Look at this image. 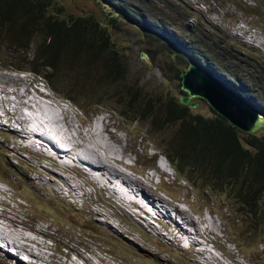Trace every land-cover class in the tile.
Masks as SVG:
<instances>
[{"label":"rangeland","instance_id":"374dc122","mask_svg":"<svg viewBox=\"0 0 264 264\" xmlns=\"http://www.w3.org/2000/svg\"><path fill=\"white\" fill-rule=\"evenodd\" d=\"M57 4L75 14L93 13L97 17L100 16L98 11L113 15L120 8L119 2L112 0H57ZM174 5H180L181 10L174 12ZM250 9L264 16V0H144L141 9L143 18L129 22L144 26L146 20L148 29L152 27L154 32L171 42L178 40V51L185 58L194 55L191 48L189 50L184 46L183 37L188 34L174 29V23L182 30L190 28L193 36L198 32L205 35L206 32V36L210 37L209 30L217 29L224 36L235 40L233 42L228 38L227 50H240L247 60L255 62L259 56L264 58V23L260 21L261 25H257L255 18L253 20V16L245 11ZM143 10L148 15L147 19ZM115 24L118 30L111 27L113 40L121 49L126 63L123 77H119L116 82L130 92L138 93L140 98L167 96L179 99L184 95L180 88L181 78L175 76L174 67L180 71L185 67L178 66L173 55L160 51V47L155 44L147 43L139 27L132 29L119 16ZM30 44L25 48L26 55L20 53L16 57H9V52H5L0 45V199H4L1 201L4 212L13 225H8L6 235L17 244L13 248L0 242L3 245L0 246V264L14 263L9 262L12 255L3 257V252L11 253V249L16 255L26 257L28 264H204L202 257L205 264H264V238L261 236L264 233V220L254 223L249 216V209L240 210L243 205L233 194L228 198L225 193L212 190L202 179L196 178L194 185L181 180L162 152L173 139L177 128L165 124L167 129L157 132L147 121L135 120L142 105L136 99L133 101L126 92L112 91V84L101 80L99 82L102 85L91 90L88 84L82 82L80 76L83 74L66 65L62 71L54 74L51 83L46 77L42 78L53 96L45 100H48L49 106L54 104L58 108L60 103L54 101L64 100L68 106L61 105L65 112H69L76 130L84 131L98 117H104L108 130L117 133L116 136L119 134L121 155L128 163L124 170L126 177H129L125 178L126 184L130 183L129 186L122 185L125 191L121 194L114 192L111 183L115 171L120 170L119 165L111 163L107 170V165L102 163L100 167L96 159H91L88 160L89 165H85L88 171L82 169L80 164L78 167L68 166L70 169L67 167L64 170V163L58 157L59 154L63 155L66 146L55 141L57 145L47 143L45 149L39 146L40 140L33 142L32 136L27 137L28 133L37 132L30 131L33 116L27 118L30 130H26L23 120L18 123L15 118H21L22 108L23 113H29L24 110L28 98L32 95L41 96L35 78L18 75L20 71L29 72L27 57L35 53L37 40L33 39ZM195 63L202 68L206 66L199 60ZM11 64L23 65L25 70H15ZM249 67L251 69L253 65ZM41 71L48 76L51 73L44 68ZM65 95L73 96L74 100ZM35 99L38 100L37 97ZM191 101L197 103L196 107L191 108L194 113L206 117L214 115L213 109L204 99L192 97ZM257 103L261 104L259 100ZM72 111L77 121L71 115ZM64 119L63 125L67 120ZM76 130L67 131L66 141L73 134L77 135ZM61 148L63 151H60ZM157 163H160V169L164 172L160 185H156L153 175L148 173V169L157 170ZM92 165L101 170L96 169L92 174L96 177L101 174L97 180L89 172ZM148 174L152 180L147 191L138 182L145 180ZM116 184L121 183L119 181ZM156 195L167 204L153 201ZM171 204L173 208L183 210L181 216L171 208ZM203 206L222 221L223 229L219 232V238L207 231L206 227L203 228V220L195 219ZM187 213L195 219V226L200 223L196 227L204 231V243L209 249L202 240L197 241L198 237L189 244L197 247V243H201L204 249H194L187 245L181 247L179 242L183 237L176 234V231L173 237L171 230L177 229L176 224L180 223L182 228H186L183 230L187 236L194 239V231L186 221ZM28 230L34 234L27 233ZM21 235L30 236L31 244L22 239ZM187 236L184 240L189 242ZM25 244H30L36 255L31 250L28 251L33 253L32 256L26 254L19 248ZM193 249L196 252L198 250L201 258L194 256ZM87 259L90 261L86 262ZM199 259L200 263L197 261ZM15 260L25 264L21 258Z\"/></svg>","mask_w":264,"mask_h":264},{"label":"trees","instance_id":"16d2710c","mask_svg":"<svg viewBox=\"0 0 264 264\" xmlns=\"http://www.w3.org/2000/svg\"><path fill=\"white\" fill-rule=\"evenodd\" d=\"M114 1L119 2L120 8L113 15L98 11L100 16L97 17L93 13L79 15L66 11L57 4V0H0V45L5 52H9V57H16L20 53L26 55L25 48L31 45L33 39L37 40L35 53L27 57V69L46 77L50 83L54 74L66 65L82 73V82L88 84L91 90H96L94 87L102 85L99 81L104 80L114 86L112 91L115 93L126 92L133 101L136 99L142 105L135 120L147 121L157 132L166 130L165 124L177 128L162 152L181 179L192 185L196 178L202 179L212 190L225 193L228 198L233 194L243 205L240 210L249 209L254 223L264 220V130L256 134L245 133L214 110L213 116L206 117L194 113L179 99L167 96L140 98L138 93H132L116 82L123 77L126 69L123 54L115 45L111 31V27L118 30L115 24L117 16L124 18L132 29L139 27L146 42L173 55L178 66L186 69L190 61L173 51L167 40L145 29L148 34L142 30L145 27L129 22L143 18L141 9L144 0ZM180 8V5H174V12ZM245 11L253 16V20L255 18L257 25H261L260 21L264 23L262 14L251 9ZM174 29L188 34L184 38L196 58L227 80L236 82L239 85L236 90L238 95L264 111L262 56L251 62L240 50H227L230 37L217 29L209 30L210 37L206 36V32L205 35L198 32L193 36L190 28L179 29L177 23H174ZM230 40L235 42L232 38ZM250 64L253 65L251 69ZM11 65L17 70H25L23 65ZM42 68L50 70V75L43 73ZM181 72L174 67L175 76L180 78ZM65 96L74 100L71 95ZM261 236L264 238V233Z\"/></svg>","mask_w":264,"mask_h":264},{"label":"bare ground","instance_id":"6f19581e","mask_svg":"<svg viewBox=\"0 0 264 264\" xmlns=\"http://www.w3.org/2000/svg\"><path fill=\"white\" fill-rule=\"evenodd\" d=\"M20 81V80H19ZM25 93V92H23ZM39 93H41V96H44L42 94L43 91L39 88ZM19 94V93H18ZM32 94V93H31ZM14 95V94H13ZM21 95V94H19ZM40 95V94H39ZM18 96V95H17ZM27 96V95H26ZM30 96V95H29ZM41 96H34L32 95V97L28 98L26 97V101H25V106L26 108L24 110L28 111L29 113H23V108H22V112L21 113V118L18 119L17 117L15 118V120L19 123L20 120H23L24 124H26V127L27 129L26 130H30L28 129L29 127L27 126L28 123H27V118L28 116H33V119H32V124H33V127L31 128V132H34V131H37L36 133L34 132L33 133H28L27 134V137H30L32 136L34 139L33 142L38 139L40 140L41 144L39 146H41L42 148L45 147L46 149V145L47 143H54L53 146L57 145L58 144H61L63 146H66L65 148V151L63 153V156H64V161L66 162H61V163H64L62 165V168L64 170L67 169L68 166H73V167H78V164H80L81 166L82 165H89L88 163V160L91 161V159H96L98 163H100V167H101V164H105V165H109V164H117L119 165V172L115 171L116 174H115V177L112 180L111 183H113V188H114V192L117 193V194H121L124 190L123 186H129L130 183H127L126 184V174L124 172L125 169H127L128 167V163L126 161V159L124 158L123 155H121V151H122V143L120 140V137L112 132L111 130H108V124H106L104 122V117H98L96 120L93 121L92 124H90L88 126V128L84 131L82 130H76V127L74 125V123L72 122V120H70V116H69V112H65L62 107L61 104L60 107H56V106H49V102L48 100L46 101L45 98H42ZM37 97L38 100H36L35 98ZM52 102V101H51ZM42 106H45V108H42ZM58 106V105H57ZM40 111V112H39ZM39 114H38V113ZM56 112L58 113V115L56 116ZM17 113V112H16ZM60 114V115H59ZM18 115V114H17ZM14 117V115H13ZM67 119L63 125V119ZM69 117V118H68ZM64 119V120H65ZM69 119V120H68ZM92 122V121H91ZM68 126L66 127L65 126ZM18 125V124H17ZM19 126V125H18ZM22 128V127H21ZM20 128V129H21ZM67 128V129H66ZM37 129H40V130H37ZM73 130H76V134H73L69 141H66V136L68 134L67 131H73ZM25 131V130H24ZM38 131H40L41 133L39 134ZM110 133H109V132ZM107 132V133H106ZM24 133V132H23ZM26 133V132H25ZM109 133V134H108ZM31 138V137H30ZM25 139V138H24ZM65 139V141L63 140ZM31 140V139H30ZM68 140V138H67ZM122 140V138H121ZM55 141L57 142L55 144ZM39 143V142H38ZM37 143V144H38ZM146 146V145H145ZM49 147V146H48ZM52 147V146H51ZM61 147V146H60ZM52 150V149H51ZM57 152H60L58 150H56ZM55 153V152H53ZM56 155H58V153H55ZM50 156V155H48ZM59 159V157H58ZM62 160V159H61ZM71 161V162H70ZM66 163V164H65ZM73 163V164H72ZM103 167V166H102ZM69 168V167H68ZM109 166L107 167V170H108ZM157 168V172L160 174V175H164V172L162 171V169ZM70 169V168H69ZM96 169H98V166L96 165H92L91 168H89V172L91 173V175L96 171ZM100 170V169H98ZM88 171V169H87ZM101 171V170H100ZM111 171V169H110ZM98 174V173H96ZM100 175L99 174V177H96V175H92L93 178L95 180H97V178H100ZM98 176V175H97ZM107 177V176H106ZM102 178V177H101ZM119 179L120 181V185H117L116 182L117 179ZM129 178V177H128ZM109 179V178H108ZM151 180H152V176L148 174V177L145 178V180L143 179L142 181H139L138 184L143 187V188H147V191L149 190V184L151 183ZM105 181V180H104ZM109 181V180H108ZM129 182H131V180H128ZM54 182V181H53ZM98 184H100L98 181H97ZM106 183V182H105ZM137 183V182H136ZM110 184V183H109ZM108 184V185H109ZM115 184V185H114ZM102 185V184H101ZM123 185V186H122ZM106 187V186H105ZM109 187V186H108ZM142 188V189H143ZM1 190V189H0ZM128 190V189H127ZM144 190V189H143ZM111 191V190H110ZM129 191V190H128ZM145 191V190H144ZM127 192V191H126ZM131 192V191H130ZM115 196V195H114ZM119 196V195H118ZM121 196V195H120ZM126 196V195H125ZM133 196V195H132ZM72 197V196H71ZM138 197V196H137ZM154 197V196H152ZM1 198V197H0ZM116 198V197H115ZM140 199V198H139ZM138 199V200H139ZM4 201V199H0V217L4 218L6 221H1L0 220V242L2 243H5L7 244L8 246L10 247H13V248H16L17 244L11 240V238H8L7 235H6V232L9 230V226H13L11 223H10V220L8 218V216L5 214L4 212V204L3 202L1 201ZM163 200V199H162ZM161 198H159L157 195L154 197V200L153 201H158L160 202L161 204H167L166 201L165 202H162ZM134 203V202H133ZM138 204V203H137ZM141 204V201L139 202V205ZM145 205V204H144ZM176 205V204H174ZM119 207V205H117ZM147 206V205H146ZM171 208H173L172 204H171ZM176 210V212L178 214H180V216L182 215V209L181 208H173ZM169 213H167L166 215L168 216ZM159 215H157V219ZM141 217V216H140ZM139 217V218H140ZM163 217V216H161ZM181 218V217H180ZM184 218V217H183ZM170 219V218H169ZM172 219V218H171ZM174 220V219H173ZM186 221L187 223L189 224L190 228L194 231V239H190L188 236H187V233L183 230L184 228H182L181 224L180 223H177L176 224V228L177 229H174V230H171V233L173 234V237H174V231H176L175 233L176 234H181L183 239L180 240V245L181 247H186L185 245L189 246V247H192V248H199V249H204V248H201L204 244L206 245V243H204V240L206 238L205 236V233L204 231L200 230V228L196 227L194 225L195 223V219L187 213V218H186ZM197 221V220H196ZM9 225V226H8ZM205 226H203L204 228ZM186 229V228H185ZM190 231V230H189ZM188 232V230H187ZM190 234V233H189ZM10 235H14V234H11ZM180 235V236H181ZM187 236L188 239H189V242H186L184 240V237ZM186 237V238H187ZM196 237H198L197 241L199 240H202V242L204 244H201V243H197V247H194V246H190V242H194V240L196 239ZM21 238L28 241L29 243L32 241L31 240V237L28 236V235H21ZM176 239V238H175ZM178 240V239H177ZM37 241V240H36ZM164 241V240H163ZM188 241V240H187ZM196 241V240H195ZM161 242V241H160ZM2 243V244H3ZM162 243V242H161ZM178 243V242H177ZM0 244L1 247H3V245ZM31 244V243H30ZM30 244H25V246H21L19 247L23 252H25L26 254H29L32 256L33 253H35V251L32 249V247H30L31 245ZM164 245V244H163ZM5 246V245H4ZM41 246V245H40ZM207 246V245H206ZM0 247V249L2 250V248ZM208 248V246H207ZM4 249V248H3ZM145 249V248H144ZM187 249V248H186ZM191 249V248H190ZM193 249V251H194ZM209 249V248H208ZM28 250H31L33 253H30V251ZM146 250V249H145ZM147 251V250H146ZM204 251V250H203ZM194 256L198 258V256L201 258V255H199L198 253V250L196 252V250L194 251ZM149 253V251H148ZM157 253V252H156ZM36 255V253L34 254ZM159 255V254H158ZM157 255V256H158ZM82 256V255H81ZM163 256V255H162ZM83 258V257H82ZM164 258V257H163ZM162 258V259H163ZM161 259V258H159ZM86 260V259H85ZM88 260V259H87ZM204 264H205V260L204 258L202 257V259ZM73 261V260H72ZM84 261V260H83ZM90 260L86 261V262H89ZM162 261V260H161ZM169 261V260H168ZM199 263H200V259L197 260ZM160 262V261H159ZM166 262V261H165ZM170 262V261H169ZM202 262V263H203ZM70 263V262H69ZM72 263V262H71ZM161 263V262H160ZM159 263V264H160ZM90 264V263H89ZM92 264V263H91ZM94 264V263H93ZM158 264V263H157Z\"/></svg>","mask_w":264,"mask_h":264},{"label":"water","instance_id":"95a60500","mask_svg":"<svg viewBox=\"0 0 264 264\" xmlns=\"http://www.w3.org/2000/svg\"><path fill=\"white\" fill-rule=\"evenodd\" d=\"M180 77V87L185 93L179 97L182 104L194 108L197 103L192 102L191 98H202L239 130L255 134L264 129V112L234 93L213 75L205 72L202 67L190 63Z\"/></svg>","mask_w":264,"mask_h":264},{"label":"clouds","instance_id":"9594fccd","mask_svg":"<svg viewBox=\"0 0 264 264\" xmlns=\"http://www.w3.org/2000/svg\"><path fill=\"white\" fill-rule=\"evenodd\" d=\"M140 26V25H139ZM153 26V25H152ZM143 27H145V29L146 30H148L149 32H152V33H154L156 36H158V37H160L161 39H165V40H167L168 41V44H169V46H173V48H172V50L174 51H177L178 53H179V51H178V48H179V45H180V42L177 40V41H170L169 39H166L163 35H159V34H157L156 32H154L153 31V29H148V27H147V24L146 25H144ZM183 37V36H182ZM182 37H181V39H182ZM183 39H184V46L186 47V48H188L189 50H190V45H189V43L187 42V40L183 37ZM193 52V51H192ZM181 54V53H180ZM193 54H194V52H193ZM182 55V54H181ZM188 59H189V61H190V63H194V64H196L195 62H197V60H199L200 62H203V61H201L199 58H196L194 55L192 56V57H188ZM190 63H189V65H190ZM203 63H205V62H203ZM198 64H200V65H202L201 63H199L198 62ZM197 64V65H198ZM206 64V68L204 67L203 69H204V71L205 72H207V73H209V74H211V75H213L215 78H217L220 82H222L226 87H228L230 90H232L234 93H236L237 95H238V93L236 92V90L238 89V84H236V82H231V81H229V80H227L222 74H220L218 71H216L215 69H213L212 67H210L207 63H205ZM199 66V65H198ZM203 66V65H202ZM201 67V66H200ZM188 68V67H187ZM186 68V69H187ZM186 69H184L181 73H183ZM16 70V69H15ZM27 71H29V70H27ZM181 73H180V75H181ZM18 75H20V76H29V77H31V78H35L37 81H38V83H39V88L43 91V93H44V96H41L42 98H45V99H49V98H51V97H53L52 96V94L48 91V89L45 87V84L43 83V76H41V75H39V74H37V73H35V72H32V71H29L28 73H26V72H22V71H20V72H18ZM181 78V77H180ZM48 86V85H47ZM181 88V87H180ZM185 95V94H184ZM66 98H67V96H66ZM242 98V97H241ZM244 99V98H243ZM66 100V99H65ZM244 100H246V99H244ZM246 101H248V100H246ZM54 102H56V103H60V104H62V105H65V106H68L65 102H64V100H55ZM248 102H250V101H248ZM181 103V102H180ZM251 103V102H250ZM252 105H254L253 103H251ZM210 106V105H209ZM255 106V105H254ZM256 107V106H255ZM258 108V107H257ZM260 110V109H259ZM215 111V110H214ZM216 112V111H215ZM262 112H264V111H262ZM71 115L73 116V118H74V120L75 121H77V118H76V114L72 111L71 112ZM241 131V130H240ZM243 132V131H242ZM256 134V133H255ZM60 151H63L62 150V148H61V150ZM59 158L60 159H62V161L61 162H66V161H64L63 159H64V156L63 155H61V154H59ZM164 156V155H163ZM165 157V156H164ZM157 167H159V168H161V165H160V163H157ZM82 169H84V170H87V168L88 167H85V165H82V167H81ZM174 170V169H173ZM174 172H175V170H174ZM148 173H150V174H152L153 175V180H154V182H155V184L156 185H160L161 184V181H162V178H163V176L162 175H160V174H158L157 173V171L155 170V169H148ZM176 173V172H175ZM81 175V174H80ZM177 175V174H176ZM82 176V175H81ZM177 176H179V175H177ZM155 177V178H154ZM82 178H83V176H82ZM180 178V177H179ZM181 179V178H180ZM181 180H183V179H181ZM183 181H185V180H183ZM0 207H1V205H0ZM195 219H198L199 221H201V220H203V224H204V226L207 228L206 230L207 231H210L211 233H213V234H215L218 238L221 236L220 234H219V232H220V230L221 229H223L222 227H221V225H222V221L214 214V213H212V212H210L209 211V209L206 207V206H203V208L201 209V210H199V212H198V215L195 217ZM0 220L1 221H6L4 218H2V217H0ZM176 222H178L177 220H176ZM184 227V226H183ZM185 228V227H184ZM27 233H30V234H34L33 232H31V231H26ZM209 243H211V241L209 242ZM212 243H213V241H212ZM209 246H212L211 244H209ZM12 255L13 256V258L11 259V260H9V262L10 261H14V263L13 264H22V262L20 263H18V260L16 261L15 260V258H21V259H23L24 261H25V264H28V262H27V258L26 257H24V256H19V255H16L14 252H13V250L11 249V253L9 252V251H6V252H3V257L4 258H6L7 257V255ZM8 262V263H9ZM10 264V263H9Z\"/></svg>","mask_w":264,"mask_h":264}]
</instances>
